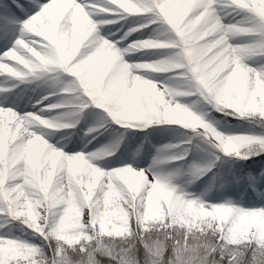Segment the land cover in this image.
I'll list each match as a JSON object with an SVG mask.
<instances>
[{"label":"snow or ice","instance_id":"snow-or-ice-1","mask_svg":"<svg viewBox=\"0 0 264 264\" xmlns=\"http://www.w3.org/2000/svg\"><path fill=\"white\" fill-rule=\"evenodd\" d=\"M129 18L110 38L107 26ZM133 33L149 38L121 46ZM149 51L158 58L125 59ZM42 80L57 90L34 111L0 102V264H264V0H0V95ZM192 96L209 110L181 102ZM86 110L102 122L85 136L167 125L185 139L146 169L102 168L108 148L65 152L49 141ZM213 111L241 130H220ZM180 161L193 180L244 181L257 198L188 193L162 167ZM236 161L252 164L237 173Z\"/></svg>","mask_w":264,"mask_h":264},{"label":"rangeland","instance_id":"rangeland-1","mask_svg":"<svg viewBox=\"0 0 264 264\" xmlns=\"http://www.w3.org/2000/svg\"><path fill=\"white\" fill-rule=\"evenodd\" d=\"M21 3H26V0H20ZM134 18H129V22L121 21L119 24L116 25H109L107 26V30H111L115 35L110 37L112 39H119V37L123 34L124 31L130 26V21ZM231 17L225 19V23H228ZM239 19V17H237ZM117 29H120L117 31ZM149 38L148 34L146 33L144 36H140L138 33H133L132 36L128 37V40L123 41L121 46L126 45L132 39H145ZM250 37H239L233 41V43H243L249 41ZM158 56L154 52H132L125 56V59L130 63H135L139 60H155ZM249 63H253L249 61ZM152 79L155 80H164V76L162 74H152ZM10 84L12 82H9ZM165 83H172L165 81ZM56 86L53 84L52 81H36L33 83H25L20 84L18 88L14 89L12 94L7 95L5 98L4 95H0V102L5 101L14 103L18 110L22 111H34V105L37 100L41 97L47 95L49 92L56 91ZM63 97L60 95L52 96L50 101H45V103H55L61 100ZM181 102L192 105L195 110L200 112H207L209 110V106L206 105L204 102H196L198 98L196 96L192 97H184L180 98ZM196 102V103H194ZM60 111H75V109H67V110H60ZM58 112H50L45 113L47 116H56ZM212 118H215L217 122H219L220 130L222 131H240L241 129L237 124L231 123H222L221 121L217 120L214 113H210ZM80 117V116H79ZM68 122H74L77 117H69L67 118ZM231 125V127H229ZM76 126L74 128L69 129H62L59 131H55L53 135L49 137L50 143L57 145L58 147L62 146L60 138L63 136V140L65 144L70 143V150L67 152H80L81 150L85 152H92L96 150H100V145H96L94 141L88 143L91 139L90 136H85V132L81 134V137L76 140V142H72L71 139H74ZM176 126H167V125H160L157 126V129L153 131L148 139H143L140 136L141 133L138 131L128 132L130 135H127L124 138V145L128 146L127 148H121L120 142L111 133L108 137L109 145L108 149L114 152V155L106 156L103 159L98 160L96 163L98 166L104 167H118L123 164H131L133 167L138 168H148L149 165L152 164L154 157L157 156V150L164 145L169 144H178L183 139H185V134L183 129H175ZM69 135H68V134ZM59 137L57 140L56 138ZM158 139H163L161 142L157 141ZM72 142V143H71ZM144 148L145 152L141 153L138 152L139 148ZM183 147V146H182ZM180 149H171L169 152L165 154H173L179 152ZM66 152V151H65ZM203 154L197 157V162H201ZM193 159L192 156L188 157V162H191ZM179 166L174 164H168L162 166L165 171L173 172L174 179L173 182L178 185L179 187L183 188L188 193L196 194L197 196H202L204 200L211 201V202H220L221 199L231 200L238 204H243L247 206V202L250 200H255L257 198V194L253 191L245 192V186L240 183H235V180H232L231 183L222 185L221 177L211 180L212 177L205 178V176L201 179L193 178L187 171L186 162L180 161L176 162ZM183 165V167H181ZM238 173V172H237ZM222 175V174H221ZM210 186L218 187V191H210Z\"/></svg>","mask_w":264,"mask_h":264}]
</instances>
